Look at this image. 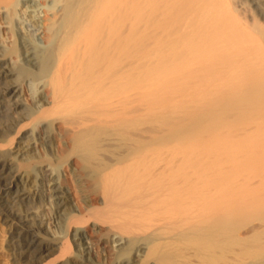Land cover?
<instances>
[{
	"label": "bare ground",
	"instance_id": "obj_1",
	"mask_svg": "<svg viewBox=\"0 0 264 264\" xmlns=\"http://www.w3.org/2000/svg\"><path fill=\"white\" fill-rule=\"evenodd\" d=\"M261 21L260 0H0L12 261L264 264Z\"/></svg>",
	"mask_w": 264,
	"mask_h": 264
},
{
	"label": "rangeland",
	"instance_id": "obj_2",
	"mask_svg": "<svg viewBox=\"0 0 264 264\" xmlns=\"http://www.w3.org/2000/svg\"><path fill=\"white\" fill-rule=\"evenodd\" d=\"M234 1H239V2H241V1L244 2L245 1L246 2V0H234ZM260 1H261L262 5H263V11H264V0H260ZM259 27L261 29H263V31H264V22L261 21L259 23ZM3 38H4V36H3ZM252 164H253V168H254L252 170L253 172L249 171L250 175L249 174L245 175L247 177L246 181H248L250 179V181L251 180L252 181L249 182V184H251V186H257L259 181L257 179H251L252 178L251 174H253V173L257 174L259 172V168H260V166H263L264 160L258 161V162H254ZM248 175L251 176V177H249ZM246 177H245V179H246ZM247 219L242 223V227H241V230H240V233H239V235L242 236V237L246 236L250 232L251 228H255V226H259L261 224V221L259 219H257V218H253L252 219V217H250V219L249 218H247ZM1 221H2V216L0 215V264H27V262H25V261H20V262H16V263L12 261L13 260L12 255H10V253L7 251V244H6V236L7 235L5 236V234H6V231H5L6 224H5L4 221H2V222ZM4 237H5V239H4ZM45 262H46V260L44 262H41V263L44 264ZM41 263H38V264H41Z\"/></svg>",
	"mask_w": 264,
	"mask_h": 264
}]
</instances>
